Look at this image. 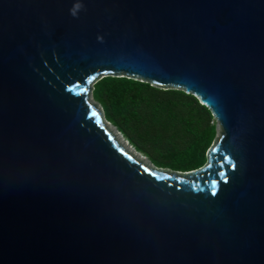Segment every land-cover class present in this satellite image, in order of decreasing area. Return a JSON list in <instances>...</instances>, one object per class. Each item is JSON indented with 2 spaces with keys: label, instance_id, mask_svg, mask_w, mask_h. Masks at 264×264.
<instances>
[{
  "label": "water",
  "instance_id": "1",
  "mask_svg": "<svg viewBox=\"0 0 264 264\" xmlns=\"http://www.w3.org/2000/svg\"><path fill=\"white\" fill-rule=\"evenodd\" d=\"M108 75L195 96L206 164L124 148ZM0 264H264V0H0Z\"/></svg>",
  "mask_w": 264,
  "mask_h": 264
},
{
  "label": "trees",
  "instance_id": "2",
  "mask_svg": "<svg viewBox=\"0 0 264 264\" xmlns=\"http://www.w3.org/2000/svg\"><path fill=\"white\" fill-rule=\"evenodd\" d=\"M94 100L104 120L156 168L190 172L203 167L216 138L210 111L180 88L123 76H103Z\"/></svg>",
  "mask_w": 264,
  "mask_h": 264
},
{
  "label": "rangeland",
  "instance_id": "3",
  "mask_svg": "<svg viewBox=\"0 0 264 264\" xmlns=\"http://www.w3.org/2000/svg\"><path fill=\"white\" fill-rule=\"evenodd\" d=\"M93 101V100H92ZM93 102H95V103H97L95 100L93 101ZM98 104V103H97ZM98 105H100V104H98ZM100 107H101V105H100ZM102 108V107H101ZM213 123L216 125V132L217 131H219L218 130V128H217V122L215 121V119L213 118ZM107 125V124H106ZM113 129H112V128ZM110 128H111V130L113 131V133H114V136L115 137H117L118 138V140H119V143L124 147V148H126V149H128L130 152L132 151V152H134L133 151V149L131 148V147H129V143L125 140V138L115 129V127H113L112 125H110ZM219 132H217V134H218ZM120 137V138H119ZM135 154H138V153H136L135 152ZM139 155V154H138ZM137 156V155H136ZM139 156H141V157H138V158H141V159H145L146 161V163H149V164H151V162L147 159V158H144L142 155H139ZM152 165V164H151ZM147 166H148V164H147ZM150 167V166H149Z\"/></svg>",
  "mask_w": 264,
  "mask_h": 264
},
{
  "label": "bare ground",
  "instance_id": "4",
  "mask_svg": "<svg viewBox=\"0 0 264 264\" xmlns=\"http://www.w3.org/2000/svg\"><path fill=\"white\" fill-rule=\"evenodd\" d=\"M107 127H108V129L111 131L112 135L114 136V133H113V131L111 130L112 127L110 128V125H109V124H107ZM112 129H113V128H112ZM218 130H219V128H218ZM218 132H219V131H218ZM115 136H116V135H115ZM115 136H114V137H115ZM119 138H120V137H119ZM115 139L119 142V140H118L117 137H115ZM131 153H133V154L135 155V157H137V158H138V157H141V156H139L138 154H135V152H132V151H131ZM136 155H137V156H136ZM138 159H140L144 164H146V165L148 164V166H150L149 163H146V162H145V161H146L145 159H141V158H138ZM150 167H151V166H150Z\"/></svg>",
  "mask_w": 264,
  "mask_h": 264
},
{
  "label": "snow or ice",
  "instance_id": "5",
  "mask_svg": "<svg viewBox=\"0 0 264 264\" xmlns=\"http://www.w3.org/2000/svg\"><path fill=\"white\" fill-rule=\"evenodd\" d=\"M213 195H215V192H213Z\"/></svg>",
  "mask_w": 264,
  "mask_h": 264
}]
</instances>
